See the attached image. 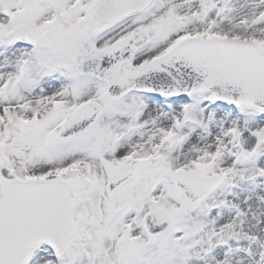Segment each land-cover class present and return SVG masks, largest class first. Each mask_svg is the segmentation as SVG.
I'll use <instances>...</instances> for the list:
<instances>
[{"label": "snow or ice", "instance_id": "6c2138e0", "mask_svg": "<svg viewBox=\"0 0 264 264\" xmlns=\"http://www.w3.org/2000/svg\"><path fill=\"white\" fill-rule=\"evenodd\" d=\"M0 264H264V0H0Z\"/></svg>", "mask_w": 264, "mask_h": 264}]
</instances>
